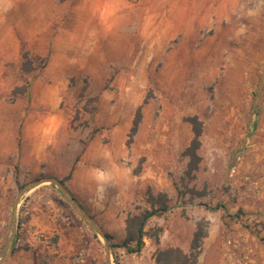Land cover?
I'll return each instance as SVG.
<instances>
[{"label": "rangeland", "instance_id": "rangeland-1", "mask_svg": "<svg viewBox=\"0 0 264 264\" xmlns=\"http://www.w3.org/2000/svg\"><path fill=\"white\" fill-rule=\"evenodd\" d=\"M191 117L202 131L187 173ZM83 149L76 199L109 245L148 191L167 194L142 249L107 258L44 182L19 198L1 264H157L158 248L188 251L198 228L195 264H264V0H0V256L17 193L53 177L75 196Z\"/></svg>", "mask_w": 264, "mask_h": 264}, {"label": "trees", "instance_id": "trees-1", "mask_svg": "<svg viewBox=\"0 0 264 264\" xmlns=\"http://www.w3.org/2000/svg\"><path fill=\"white\" fill-rule=\"evenodd\" d=\"M23 67L24 69L31 68V61L27 57L23 62ZM139 115L140 112L138 111L131 127V133L135 132L136 130L137 124L139 122ZM189 121L192 124L194 136L190 144L183 151V153L189 158L188 168L186 170L187 173H189L192 169L196 168L197 163L200 159V156L197 153V149L200 144L199 136L201 135L202 131L201 122L197 120L196 117L189 118ZM59 181L64 185L63 180ZM71 194L73 195V193ZM168 201L169 198L167 197V194L165 192H159L157 195H153L148 191L147 203H149V208H145L138 213H128L125 217L124 239L119 243H110V246L124 247L127 252H139L144 245L143 238L146 235V231L144 229L146 222L152 216L160 215L161 213L167 211L170 208ZM105 235L108 239L110 238V235L108 233H105ZM205 235V232H201L198 228V230L194 232L190 249L188 251H184L178 246H167L164 248H158L154 253V259L156 263L195 264L201 247V239ZM262 240H264V238H262Z\"/></svg>", "mask_w": 264, "mask_h": 264}, {"label": "water", "instance_id": "water-1", "mask_svg": "<svg viewBox=\"0 0 264 264\" xmlns=\"http://www.w3.org/2000/svg\"><path fill=\"white\" fill-rule=\"evenodd\" d=\"M44 182H49V183H53L54 185H56L59 188V190L63 193V195L66 198V200L73 207V209L80 215V217L96 233H98L103 238V240H104V246H105V251H106L107 258H108L109 257L110 245L108 243V238L106 237V235L103 232V230L84 212L83 208L77 202V200L75 199V197L68 191V189L59 180H57L56 178H53V177H46V178H40V179H38V180H36V181H34V182L26 185L24 188H22L17 193L16 198H15V200L13 202V205H12L10 232H9V235H8V238H7V242H6V246H5V251L2 254V256H0V264L3 263L7 259V257L9 256V254L11 253V250H12L13 239H14V235H15L16 227H17L16 210H17V204H18L19 198L25 192L30 191L34 187H36L39 184L44 183Z\"/></svg>", "mask_w": 264, "mask_h": 264}, {"label": "crops", "instance_id": "crops-1", "mask_svg": "<svg viewBox=\"0 0 264 264\" xmlns=\"http://www.w3.org/2000/svg\"><path fill=\"white\" fill-rule=\"evenodd\" d=\"M33 125H34V123H33ZM77 149H78V147H77ZM77 153H78V151L73 154V159L71 156L72 160H71L70 166H72V173H71V179H70V188L74 192L75 197L78 200H80V202H82V204H83L84 203V149L80 154L79 161H77V159H75ZM62 171L64 172L65 170H62ZM82 204H81V206H82Z\"/></svg>", "mask_w": 264, "mask_h": 264}]
</instances>
